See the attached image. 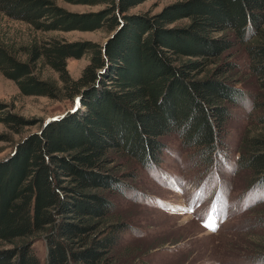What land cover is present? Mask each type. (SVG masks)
I'll list each match as a JSON object with an SVG mask.
<instances>
[{
	"label": "trees",
	"instance_id": "16d2710c",
	"mask_svg": "<svg viewBox=\"0 0 264 264\" xmlns=\"http://www.w3.org/2000/svg\"><path fill=\"white\" fill-rule=\"evenodd\" d=\"M62 1L102 8L81 13L57 0H0V71L24 95L76 105L0 159V264H42L33 248L41 239L44 264H121L117 251L130 226L115 214V197L136 175L118 174L117 154L156 166L162 138L176 135L203 166H215L233 108L249 96L259 131L247 134L237 162L264 188V0H187L154 16L131 12L146 0ZM9 21L35 34L22 41ZM74 30L113 35L100 46L36 34ZM238 46L242 66L230 54ZM87 53L91 61L74 79L67 61ZM46 66L57 79L42 77ZM241 67L261 93L240 86ZM8 107L0 100V122L23 134L29 120Z\"/></svg>",
	"mask_w": 264,
	"mask_h": 264
},
{
	"label": "rangeland",
	"instance_id": "374dc122",
	"mask_svg": "<svg viewBox=\"0 0 264 264\" xmlns=\"http://www.w3.org/2000/svg\"><path fill=\"white\" fill-rule=\"evenodd\" d=\"M187 0H146L133 7L132 13L158 15L167 6ZM58 4L73 12L98 11L102 7ZM187 20L179 21L184 25ZM11 33L27 41L32 27L21 21H9ZM39 37L60 36L69 41H92L100 46L113 35L105 30L55 31L36 33ZM241 66L246 56L242 46L230 51ZM243 59V60H242ZM91 61V54L69 58L68 70L74 79L82 76ZM43 78H58V73L46 66ZM238 78L246 90L261 93L258 80L241 67ZM0 100L8 103L12 112L29 120L23 134L13 132L0 122V159L14 150L24 136L40 132L53 119L73 110L75 103L66 98L24 95L15 81L0 71ZM253 98L233 108V118L227 125V147L216 157V165L203 166L194 151L182 147L178 136H164L166 149L162 161L145 167L134 158L117 154L121 165L117 171L134 172L127 177L128 190L116 196L117 210L130 229L117 251L121 264H264V188L252 185L253 171L239 166L247 134H255L258 122L253 115ZM116 155V154H115ZM215 161V162H216ZM252 186V187H251ZM214 229V230H213ZM34 250L46 260L44 240L34 244Z\"/></svg>",
	"mask_w": 264,
	"mask_h": 264
},
{
	"label": "snow or ice",
	"instance_id": "6c2138e0",
	"mask_svg": "<svg viewBox=\"0 0 264 264\" xmlns=\"http://www.w3.org/2000/svg\"><path fill=\"white\" fill-rule=\"evenodd\" d=\"M214 230V229H213Z\"/></svg>",
	"mask_w": 264,
	"mask_h": 264
}]
</instances>
